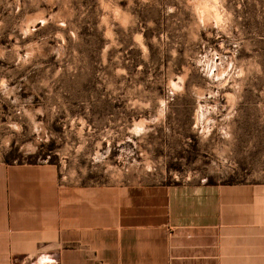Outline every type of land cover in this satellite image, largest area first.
Instances as JSON below:
<instances>
[{"label":"rangeland","instance_id":"1","mask_svg":"<svg viewBox=\"0 0 264 264\" xmlns=\"http://www.w3.org/2000/svg\"><path fill=\"white\" fill-rule=\"evenodd\" d=\"M25 163L147 224L214 206L223 263L264 264V0H0V171Z\"/></svg>","mask_w":264,"mask_h":264},{"label":"crops","instance_id":"2","mask_svg":"<svg viewBox=\"0 0 264 264\" xmlns=\"http://www.w3.org/2000/svg\"><path fill=\"white\" fill-rule=\"evenodd\" d=\"M56 184L50 164L0 171V264L46 257L51 264H224V225L214 206L177 204L169 223L147 224L135 208L139 198L131 208L114 209L112 201L103 210L92 190L67 193Z\"/></svg>","mask_w":264,"mask_h":264},{"label":"built area","instance_id":"3","mask_svg":"<svg viewBox=\"0 0 264 264\" xmlns=\"http://www.w3.org/2000/svg\"><path fill=\"white\" fill-rule=\"evenodd\" d=\"M45 262H49V260L47 259ZM45 262L43 264H45Z\"/></svg>","mask_w":264,"mask_h":264}]
</instances>
